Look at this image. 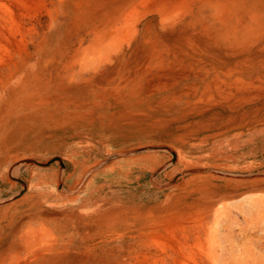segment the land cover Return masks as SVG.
<instances>
[{
  "label": "bare ground",
  "instance_id": "bare-ground-1",
  "mask_svg": "<svg viewBox=\"0 0 264 264\" xmlns=\"http://www.w3.org/2000/svg\"><path fill=\"white\" fill-rule=\"evenodd\" d=\"M92 1L76 3L85 20L66 37L80 39L71 57L68 44L39 60L5 59L0 18V188L16 187L24 165L65 163L0 207V264H72L74 251L116 241V195L145 199L133 221L148 230L212 212L246 184L264 189V172L251 178L264 169V0ZM8 122L67 160L9 169Z\"/></svg>",
  "mask_w": 264,
  "mask_h": 264
},
{
  "label": "rangeland",
  "instance_id": "rangeland-1",
  "mask_svg": "<svg viewBox=\"0 0 264 264\" xmlns=\"http://www.w3.org/2000/svg\"><path fill=\"white\" fill-rule=\"evenodd\" d=\"M5 1H0V18L4 22V32L11 42L8 48L9 53H6L5 59L11 55L17 61L22 58L39 60L54 56L60 46L65 45L66 47L68 44L72 47L68 52L71 57L74 50L80 46V39L75 38L73 43L68 41L70 38L66 39L67 36L76 33L79 26L77 24H80L81 21L84 23L85 14H79L76 7V3L80 0H74V2L73 0H32V2L22 5L16 0ZM83 1L87 2L88 0ZM94 3L97 1H92L90 5ZM90 5L88 4V8ZM7 9L11 11L13 18L9 19L10 17L7 16L9 14L6 13ZM82 33V38L85 40L82 43L87 47L92 42L93 35L85 31ZM18 124L14 122L7 124L8 131L4 139L6 167L9 166L11 169L18 159L45 161L60 155L64 160H67V155L60 148L49 145L44 138L35 136L33 132L25 130L23 125ZM42 147L46 149L42 150ZM57 162L55 165L46 167L36 164V161L34 164L22 166L16 175V187L7 184L0 188V207L11 206L19 200L28 198L38 180H41L45 174L51 175L55 171L64 170L65 163ZM172 164V166L176 165L175 162ZM170 169L172 167L165 172ZM73 172L74 169H69L70 174ZM165 172H161L157 178L163 181L162 176ZM260 172L263 173L264 169L254 170L251 178L258 177ZM185 178L179 180V183L189 177ZM22 182H26L28 187L19 191L18 188ZM97 182L98 178L93 184ZM166 182L164 180L163 184ZM244 188L246 189L237 195L218 198L212 212L187 213L166 229L148 230H143L141 222L133 221L137 211L144 209L141 201H145V199H142V196H137V192L124 199L116 195V241L103 244L91 251L83 250L84 248L74 251L72 264H264V189L261 186L258 190H252L249 184L244 185ZM96 196L97 193L94 191L92 197ZM146 200L150 201L147 198ZM221 209H223L222 212H220ZM54 224L52 223L51 226L56 228L57 224ZM67 237L65 235L64 239L68 240Z\"/></svg>",
  "mask_w": 264,
  "mask_h": 264
}]
</instances>
